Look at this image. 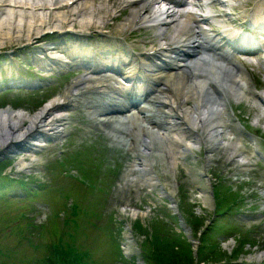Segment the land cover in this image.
<instances>
[{
    "label": "rangeland",
    "instance_id": "obj_1",
    "mask_svg": "<svg viewBox=\"0 0 264 264\" xmlns=\"http://www.w3.org/2000/svg\"><path fill=\"white\" fill-rule=\"evenodd\" d=\"M6 34L5 32V35ZM26 34L27 33H23L22 38L24 40L28 39ZM3 35L4 33H0V42H2L0 44L10 45V40L7 36ZM33 37H37L36 33ZM11 38L15 40V37ZM23 39L21 41H23ZM112 127L115 128V126ZM112 133L116 139L113 137V139L105 138V134L103 132L99 133L97 128H92L86 133L72 131V135L76 138L78 143L84 142L85 145H88H81L82 147H90L88 154V158L90 159H86L83 155L81 156L84 165L90 162L89 167L85 165L87 170L90 168L96 171L97 167H103L101 172L106 171L107 174L108 171H120L119 165H122V159L125 158L123 155L122 158L120 156L122 153H125L121 151L120 147L124 145V140L126 138L120 135L117 129H112L111 134ZM49 147L50 151L42 150L38 154V157H41L44 162L47 161L45 160L47 156L56 153L53 144ZM67 148L70 152H76L78 149L81 150L74 141L73 144L70 143ZM18 155L19 154L13 155L12 153L7 156L0 155V170L8 172L9 169L14 168V166L19 167ZM43 166H45L44 163L40 165L38 170L40 171ZM180 166L181 169H186L187 174H189L188 180L182 181L186 184L184 188L188 189V194H186L185 199L187 198V202L189 203L187 204L188 209L191 213L187 214L188 218L186 217V219L188 220L186 221L185 219V222H183L187 232L184 236L181 234L178 240L174 234L178 236L181 232V227L175 221L171 220V217L174 216L170 210L172 205H170L167 200L161 199L160 195L157 194L159 188H155L151 194L146 191V188H137V190L136 188H134V190L133 188L129 190L124 189L121 182L123 181V174L126 169L122 173L120 179L117 177V173H114L111 177V181L117 180L112 183H110L111 181H106L109 189H107L105 194L100 198L96 197L98 202H100L99 205H103L102 202L104 198H107V200L104 201V209L96 208L101 210L99 215L100 219H102V223H98L101 229L100 233L95 230L97 227L93 224L94 219L97 217V210L91 205L79 204L88 200L87 195L90 196L94 192L99 191L94 179L83 178L84 182L82 184L76 181L70 182L61 180V182L52 185L51 188L56 189L57 187H62V192L59 194L61 199H68L69 201L78 203V209L76 208L73 211H69L63 208L60 215L67 213L68 216H71L75 212V215L86 220V223L79 227L75 225V222H70L69 227L73 231L74 229L79 231L78 236L81 240L80 243H82L81 245L85 248H89L90 245L94 243L91 246L95 253L93 257L95 261L99 263L102 259L104 261L107 260L106 264H195L200 258H203L206 264L210 262L218 263L223 260L226 261L233 249L234 251L238 250L239 245L232 241L225 246L221 245L220 248H214L212 246H207L203 241H199L204 238L205 235H203V232H205L206 228L209 226V219H211L213 215L209 205L206 206V204H204L205 206L201 208V204L196 200L198 190L201 191L205 189L206 185H204L199 178V164L196 163V161L189 160L187 157ZM122 171L123 170H121V172ZM90 172L91 171H89V174ZM47 173V175H49L48 171ZM69 188L71 190L81 191L83 200L80 201L76 199L75 195L69 197L66 194V190ZM112 188L114 191H112ZM82 189H84L87 194ZM176 197V201L181 198L180 194H176ZM49 200L52 201L51 199ZM11 201H13V198L9 199L8 196L0 190V205L5 204L9 206ZM126 203H128L130 209H138L140 214L136 219L129 218L127 216L128 214L121 213L120 207H124ZM198 207H200V210ZM17 210L18 208L15 210V207H3L0 209V264H76L75 261L78 260L81 255L78 251H71L63 246L61 249H58V245L50 249V255L48 256H46L47 253L44 249L43 251H39L26 225L24 230L27 231V234L24 236V240L29 246H33L32 250L37 251L32 252L27 250V245L21 242L23 237L22 233L19 234L15 231L8 230L15 224V221H17V219H13L14 216L20 214ZM56 214L59 213L55 211L53 215L50 214L49 222H58ZM112 226L115 228L112 229ZM18 227L19 226H15L12 230H17ZM200 234H202V236ZM163 236L175 240L167 242ZM260 238L261 240L258 241L259 245L251 247L250 249L247 248L246 250L242 249L244 251H241V254L245 256L246 260L264 251V233L260 235ZM109 241L113 242L110 244ZM109 244L112 245L111 247H113V250L111 251L112 253L107 255L109 252ZM118 244L120 245V249L121 244H125L126 249L130 250L127 251L128 256L126 259H123V257L121 258L120 253H122V251L120 252ZM11 252L12 254H10ZM16 252H18V254ZM38 259L40 261H38Z\"/></svg>",
    "mask_w": 264,
    "mask_h": 264
},
{
    "label": "bare ground",
    "instance_id": "obj_2",
    "mask_svg": "<svg viewBox=\"0 0 264 264\" xmlns=\"http://www.w3.org/2000/svg\"><path fill=\"white\" fill-rule=\"evenodd\" d=\"M24 19L25 18H22L21 20H19V23H20L19 25H16V24L11 25L12 22H9V21L7 22L6 20H4V21L2 20V22H0V31L2 29L6 30V28H7V30H10L9 31L10 33H12L13 31H17V33H22L23 30H26V27L32 28L31 26L33 25L34 20H31V22H29V23H27V22L24 23ZM10 33H8L9 35H7V34L5 35V33H4L3 36H9L10 37L11 36ZM30 34H31V32L29 33L28 36H30ZM33 38H35V37H33ZM17 39L20 40L21 37H18ZM99 70H100V68H97V71H99ZM98 73L100 74L101 71H99ZM130 74H133V73L130 72ZM98 79H100L102 81L98 80V82L96 84L97 86L95 87V89L102 87L103 90H105L106 88H108L107 87L108 85H109V88L111 87L110 84H108V82H112V84H114V80L110 76L100 77ZM83 81H84V79H83ZM122 81H123V78H122ZM78 82H82V81L79 79ZM117 84H118V86L116 84H114L115 86H117V89H119L120 92H122V94L126 93V90L124 89L125 86H123V84L119 80L117 81ZM161 99H162V97H159V96L156 97V100L158 101V103L161 102ZM61 101L64 102V100L58 98L56 101L50 102V104H48L43 111L38 112L37 115H35L33 117H31L29 115H24L21 113H17L16 115H9L6 112L5 114H2L0 116V153L1 152H3V153L7 152V150L9 148L11 149L13 146L15 147V144L20 143L22 141L21 139L25 138V136L28 135V133H31V132L33 133L40 126H42L43 132H45V133H49L51 131L54 132L55 130L59 129L57 127V125L62 124L64 126L66 120L63 117V115L60 113V110H58L56 112H52V111L56 110L55 104H58ZM107 102L117 103V102H119V100L113 99V97H111V98H109V100H107ZM207 111H212V110L208 109ZM211 114L212 113L210 112V114H209L210 118H211ZM216 114L217 113H214L213 115H216ZM212 118H213L212 123H214L212 125V128L217 127V129H218V130L216 129L217 133L214 134L217 137L216 138V141H217L221 138V136H220L221 134L218 133V131L221 132V130H219V128H222V125H221L222 123L220 122V120L217 116H212ZM170 119L172 120L173 124L170 123ZM174 119L175 118L173 117V115L168 116L165 114V116L163 117L160 124L155 125L157 132L158 131L161 132L160 136L162 137L161 138L162 142L166 145V151L165 152L168 154L167 164L169 165V172L172 175H174V170L176 167L175 163L178 160V158L183 157L185 152L189 151V149L193 146V145H190L192 143L191 141H187V140L183 139L187 136V132L181 131L179 128L174 127V126H178L177 123L174 122ZM149 129L152 131V130H154V127L152 126ZM164 129H165V131H162ZM62 131H64L63 128H62ZM226 135H228V134H226ZM181 139H183V140H181ZM26 146H27V144L23 145V147H26ZM134 146L136 148L137 153L138 154L140 153L139 155L143 159L148 157L147 148H144L140 152V147L136 144ZM209 146H211V145H209ZM173 147L176 148L175 150L177 151V153H179L178 154L179 157L175 156L176 154L168 153L171 149H173ZM27 148L32 150L33 147L31 145H29V146H27ZM11 150L9 151V153H12ZM19 161H20L19 163H22L21 160H19ZM23 161H25V160L23 159ZM19 166L25 167L27 165H24V164L20 165L19 164ZM149 169H150V165L147 164L144 160H143V162H139L138 164L136 163L135 165H133V167L128 172L125 173L124 182L125 181L126 182L124 183V185L125 186L129 185V184L132 185L135 180H138L139 183H143V184L145 183L148 186L153 187L154 181H156V179H155V177H153L150 174ZM205 197L206 196H203L202 198H203V200L207 201L208 198H205ZM136 214H137L136 211H131V214L129 216H130V218L136 219ZM127 251H130V250L127 249ZM263 257H264V252L261 253V255H258L255 259L261 260Z\"/></svg>",
    "mask_w": 264,
    "mask_h": 264
}]
</instances>
